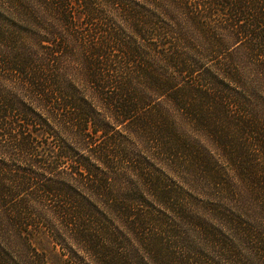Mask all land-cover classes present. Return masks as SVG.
Masks as SVG:
<instances>
[{
	"label": "trees",
	"instance_id": "obj_1",
	"mask_svg": "<svg viewBox=\"0 0 264 264\" xmlns=\"http://www.w3.org/2000/svg\"><path fill=\"white\" fill-rule=\"evenodd\" d=\"M0 264H264V0H0Z\"/></svg>",
	"mask_w": 264,
	"mask_h": 264
},
{
	"label": "rangeland",
	"instance_id": "obj_2",
	"mask_svg": "<svg viewBox=\"0 0 264 264\" xmlns=\"http://www.w3.org/2000/svg\"><path fill=\"white\" fill-rule=\"evenodd\" d=\"M38 245H40V247H44L43 245H45L44 241H41L38 243Z\"/></svg>",
	"mask_w": 264,
	"mask_h": 264
}]
</instances>
